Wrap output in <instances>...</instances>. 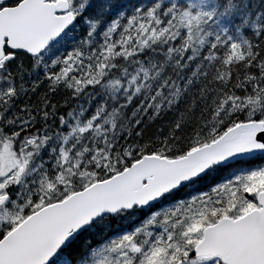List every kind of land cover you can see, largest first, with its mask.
I'll return each instance as SVG.
<instances>
[{
  "label": "snow or ice",
  "instance_id": "6c2138e0",
  "mask_svg": "<svg viewBox=\"0 0 264 264\" xmlns=\"http://www.w3.org/2000/svg\"><path fill=\"white\" fill-rule=\"evenodd\" d=\"M0 264H264V0H0Z\"/></svg>",
  "mask_w": 264,
  "mask_h": 264
}]
</instances>
